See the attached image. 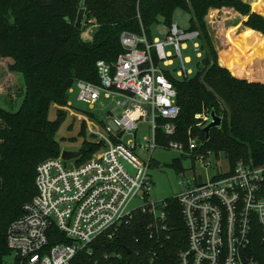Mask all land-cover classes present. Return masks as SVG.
I'll list each match as a JSON object with an SVG mask.
<instances>
[{"label": "trees", "instance_id": "1", "mask_svg": "<svg viewBox=\"0 0 264 264\" xmlns=\"http://www.w3.org/2000/svg\"><path fill=\"white\" fill-rule=\"evenodd\" d=\"M251 5L255 12H264V0H253ZM82 6L86 9V20L95 18L98 23L91 42L84 41V30L75 26ZM224 7H231L248 18L245 38L258 45L254 55L244 53L236 43V28H230L228 42L248 60L239 71L227 67L222 59L221 64L226 68L220 66L205 20L210 9ZM179 10L192 15L186 32L198 34L202 56L194 77L176 78L164 70L174 85L181 112L175 121L176 134L159 135L158 141L162 145L171 142L186 145L190 133L203 143L194 157L199 153L216 157L224 154L232 168L240 161L264 165V83L259 82H264V17L253 13L248 3L243 0H0V59L14 58L11 71L21 74L26 86L22 105L16 112L0 107V264L11 261L12 252L7 246L9 226L37 194V167L61 154L56 136L63 114L58 112L56 120L51 121V106L67 107L70 91L78 81L99 84L97 63L112 64L125 52L123 34L145 35L153 42L152 27L162 18L170 29ZM254 49L249 45L250 51ZM155 62L158 63L157 59ZM212 112L222 119V124L207 137L205 127L198 126L202 120L196 116ZM98 148L100 144L84 143L79 161L90 157ZM173 166H179L177 161ZM163 202L165 220L156 219L149 212L135 211L112 238H98L72 264H180L179 255L188 247L186 225L178 197ZM58 243L68 241L54 229L50 246ZM251 248L250 254L257 263L264 264V236L258 226Z\"/></svg>", "mask_w": 264, "mask_h": 264}, {"label": "built area", "instance_id": "2", "mask_svg": "<svg viewBox=\"0 0 264 264\" xmlns=\"http://www.w3.org/2000/svg\"><path fill=\"white\" fill-rule=\"evenodd\" d=\"M97 28L95 18L87 19L82 38L91 39ZM169 34L165 42L159 39L150 42L145 35L123 34L125 52L112 64L97 63L100 83L77 82L79 102L94 108L102 99H118L120 114L116 117L110 114L104 124L95 126L96 130L90 127L104 145L102 152L82 164H77L81 156L66 161L61 154L37 167V194L24 205L22 215L7 232V246L12 252L10 264H72L98 238H112L120 225L138 210L165 220L164 202L148 201L153 152L158 148L173 149L202 164L214 156L199 153L194 157L203 143L190 133L186 145L182 142L162 145L158 141L159 135L176 134L175 121L181 112L174 85L160 66L162 61L166 67L173 64L172 53L165 52V47L173 46L181 56L185 42L198 36L182 31L177 24L172 25ZM194 49L200 58L198 42L194 43ZM182 66L177 76H190L192 70L186 69L184 59ZM196 118L202 120L199 127L212 121L210 114ZM143 121L150 133L144 137V144L139 140V124ZM127 137L132 139L126 143ZM139 149L150 154L147 160L137 156ZM182 184L184 189L178 201L188 247L179 255L180 264H258L250 252L257 226L264 236V165L240 161L205 183H199L196 177ZM134 199L146 205L128 211ZM54 229L68 243L50 246Z\"/></svg>", "mask_w": 264, "mask_h": 264}, {"label": "rangeland", "instance_id": "3", "mask_svg": "<svg viewBox=\"0 0 264 264\" xmlns=\"http://www.w3.org/2000/svg\"><path fill=\"white\" fill-rule=\"evenodd\" d=\"M251 2H253V0H248L252 12L257 13L253 10ZM257 14L264 17V15L260 13ZM244 17L246 16H242L231 7H224L222 9L212 8L207 12L205 20L217 51L219 64H221V58L226 61L228 58L227 55L230 54V46L227 40L231 34L230 28L240 25L238 32L247 28L245 26ZM191 18V14L179 10L175 14L174 24H177L182 31L186 32L190 27ZM151 35L153 40L159 39L160 42H165L168 39L170 35L169 28L164 25L162 18L159 24L152 27ZM197 42V39L187 40L185 42L186 48L182 49L181 56H179L177 50L173 46H166L165 52L172 53L173 64L166 67L162 61L160 64L161 68L178 78L177 73L182 69V60L184 59L186 60V69L192 70V74L189 77H194L197 72V64L201 61V59L197 57L194 49V43ZM188 58L190 59L189 62H187ZM211 59L213 60V57H211ZM14 64V58L0 59V107L11 112H16L20 108L26 92L23 76L17 72L11 71V66ZM259 82L264 83L261 81ZM78 94L79 89L76 83L73 86L72 92H70L69 105L67 107L52 105L49 111V119L54 121L57 118L58 112L63 114V123L56 136L57 141L61 145V154L66 151L81 153L84 143L100 144V148L94 153L98 154L102 152L104 145L98 141V135L91 133L90 127L96 130L97 128L95 126L100 127L104 124L103 122L108 119L110 114L114 117L118 116L120 114V108L117 105L118 99H102L94 108H91L89 105L78 101ZM92 123L95 124L90 126ZM139 127V140L144 144V137L150 134L149 126L143 121L139 124ZM130 139H132V137H127L125 142L127 143ZM94 154L87 157L82 162L79 161V158L77 164H82L91 159ZM136 154L145 160L150 156L149 153L140 149L136 151ZM221 155L222 158L214 156L207 158L204 162L205 164H202L199 160L181 155L173 149H156L153 152L149 170V175L152 180V190L148 200L149 203L154 204L167 199L177 198L184 189L182 183L187 180L193 181V179L197 177L198 182L202 184L215 175L226 173L229 169V163L224 158L225 155ZM174 161H177L178 167L173 166ZM208 163L210 166H206ZM145 205L146 203L144 201L134 199L129 203L128 211L142 208Z\"/></svg>", "mask_w": 264, "mask_h": 264}, {"label": "crops", "instance_id": "4", "mask_svg": "<svg viewBox=\"0 0 264 264\" xmlns=\"http://www.w3.org/2000/svg\"><path fill=\"white\" fill-rule=\"evenodd\" d=\"M257 13H259V12H257ZM260 14L264 15V12H262ZM231 28H236V31H235L236 43L241 46L242 51L244 53H246V54L254 55L256 53L254 51L258 48V45L256 43H253L252 40H249V39L245 38V34H246V31L248 29L245 28L246 30H242L241 32H238V30H239L238 26L237 27H231ZM83 40L85 41V39H83ZM92 40H93V37L91 39H88L86 42H91ZM249 45L254 46L255 49L253 51H250L249 50ZM229 46H230V48H229L230 54L227 55L228 58L226 59V61L224 59H222V58L221 59L224 60L225 65L227 67H229V68L232 67L234 69L236 67V69L239 71L241 69V67H244L247 64L248 60L244 56V53H241L237 49L233 48L230 45V43H229Z\"/></svg>", "mask_w": 264, "mask_h": 264}, {"label": "water", "instance_id": "5", "mask_svg": "<svg viewBox=\"0 0 264 264\" xmlns=\"http://www.w3.org/2000/svg\"><path fill=\"white\" fill-rule=\"evenodd\" d=\"M244 3H248V0H243ZM245 22L248 21L247 17H244ZM86 21V9L82 6L81 9L79 10L77 21H76V28L78 30H83L84 28V23ZM260 35L263 36L262 33H259ZM222 67H224L222 64H220ZM234 76V74L232 73ZM211 122L204 128V131L207 134V137L209 136V133L212 129L219 128L222 124V119L218 117L214 112L211 113ZM81 156L80 152H63L62 153V158L66 161L69 160H77Z\"/></svg>", "mask_w": 264, "mask_h": 264}]
</instances>
